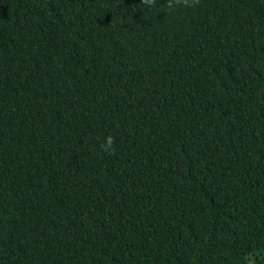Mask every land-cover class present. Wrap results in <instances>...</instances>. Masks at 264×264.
<instances>
[{
  "label": "trees",
  "instance_id": "1",
  "mask_svg": "<svg viewBox=\"0 0 264 264\" xmlns=\"http://www.w3.org/2000/svg\"><path fill=\"white\" fill-rule=\"evenodd\" d=\"M0 264H264V0H0Z\"/></svg>",
  "mask_w": 264,
  "mask_h": 264
},
{
  "label": "clouds",
  "instance_id": "2",
  "mask_svg": "<svg viewBox=\"0 0 264 264\" xmlns=\"http://www.w3.org/2000/svg\"><path fill=\"white\" fill-rule=\"evenodd\" d=\"M113 144V138L109 136L106 140L105 151L109 150Z\"/></svg>",
  "mask_w": 264,
  "mask_h": 264
}]
</instances>
